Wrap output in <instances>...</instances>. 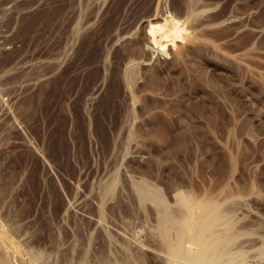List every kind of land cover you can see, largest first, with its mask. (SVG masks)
<instances>
[{
	"label": "rangeland",
	"instance_id": "rangeland-1",
	"mask_svg": "<svg viewBox=\"0 0 264 264\" xmlns=\"http://www.w3.org/2000/svg\"><path fill=\"white\" fill-rule=\"evenodd\" d=\"M0 9V264H264V0Z\"/></svg>",
	"mask_w": 264,
	"mask_h": 264
},
{
	"label": "built area",
	"instance_id": "built-area-1",
	"mask_svg": "<svg viewBox=\"0 0 264 264\" xmlns=\"http://www.w3.org/2000/svg\"><path fill=\"white\" fill-rule=\"evenodd\" d=\"M6 29L7 26L5 25V17L1 14V9H0V57L3 51L14 48V44L9 45L7 40L5 39L8 37V35L6 34L7 31Z\"/></svg>",
	"mask_w": 264,
	"mask_h": 264
},
{
	"label": "bare ground",
	"instance_id": "bare-ground-1",
	"mask_svg": "<svg viewBox=\"0 0 264 264\" xmlns=\"http://www.w3.org/2000/svg\"><path fill=\"white\" fill-rule=\"evenodd\" d=\"M155 28H157V26H154V25H151V27H150V29H148V31H146V33H147V37L150 39L149 40V42H151V44H153V42H154V40L152 39L153 38V36H154V30H155ZM153 40V42H152V40ZM155 44V43H154ZM150 45V44H149ZM155 46V45H154ZM153 45H152V49H154V48H156V46L154 47ZM154 47V48H153ZM166 51V48L165 47H163V48H161L160 50H159V53H166L165 52Z\"/></svg>",
	"mask_w": 264,
	"mask_h": 264
}]
</instances>
